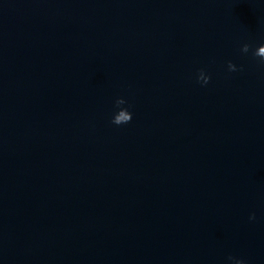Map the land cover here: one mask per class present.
I'll return each mask as SVG.
<instances>
[{
  "label": "water",
  "instance_id": "95a60500",
  "mask_svg": "<svg viewBox=\"0 0 264 264\" xmlns=\"http://www.w3.org/2000/svg\"><path fill=\"white\" fill-rule=\"evenodd\" d=\"M261 45L264 0H0V264H264Z\"/></svg>",
  "mask_w": 264,
  "mask_h": 264
},
{
  "label": "clouds",
  "instance_id": "9594fccd",
  "mask_svg": "<svg viewBox=\"0 0 264 264\" xmlns=\"http://www.w3.org/2000/svg\"><path fill=\"white\" fill-rule=\"evenodd\" d=\"M249 48L250 45L245 43L242 48L241 51L243 53H248L249 52ZM254 56L259 57L261 60V63H264V45L259 46L255 52L253 53ZM228 69L230 71H237V67L234 63H232L231 61L228 62ZM211 79L210 76L205 75L204 71L201 70L199 75H198V81H202L203 84H208L209 80ZM116 106L119 107L120 105H123L126 103V101L123 98H118L116 100ZM132 120V113L129 112L127 109L125 108H121L117 114L114 115L112 123L115 125H122V124H126L129 123ZM255 216L254 214L250 217V219H254ZM229 259H234L232 257H230ZM235 264H244V262L242 260H236Z\"/></svg>",
  "mask_w": 264,
  "mask_h": 264
}]
</instances>
